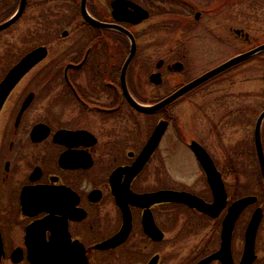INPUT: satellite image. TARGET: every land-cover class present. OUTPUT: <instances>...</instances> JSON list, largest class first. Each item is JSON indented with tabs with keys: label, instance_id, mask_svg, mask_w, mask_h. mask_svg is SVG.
I'll return each mask as SVG.
<instances>
[{
	"label": "flooded vegetation",
	"instance_id": "1",
	"mask_svg": "<svg viewBox=\"0 0 264 264\" xmlns=\"http://www.w3.org/2000/svg\"><path fill=\"white\" fill-rule=\"evenodd\" d=\"M20 1L0 0V23ZM83 4L91 19L108 25L89 21ZM159 5L25 0L20 15L0 27V264H176L174 244L181 239L204 244L182 264L206 258L203 264H241L256 206L242 232L241 216L252 204L237 215L227 237L224 221L235 199L228 172L199 139L187 143L191 180L177 187L174 172L175 104L218 74L153 111L129 99L153 105L217 65L192 74L172 49L160 53L153 41ZM142 9L147 15L139 21L122 19L141 16ZM126 31L135 47L129 60L133 40ZM236 34L249 39L243 30ZM152 136L157 142L134 172ZM192 140L224 182L227 201L212 213L160 199V192L184 190L213 201ZM259 227L250 264H264Z\"/></svg>",
	"mask_w": 264,
	"mask_h": 264
},
{
	"label": "rangeland",
	"instance_id": "2",
	"mask_svg": "<svg viewBox=\"0 0 264 264\" xmlns=\"http://www.w3.org/2000/svg\"><path fill=\"white\" fill-rule=\"evenodd\" d=\"M159 1V6H163L156 9L153 18L157 22L153 41L161 47L160 53L172 49L192 74L264 41V0ZM196 10L201 11L197 20L193 15ZM234 28H243L249 39L236 34ZM262 58L244 61L219 74L195 94L178 101L174 108L176 186H185L194 175L187 143L192 137L203 141L227 170L232 198L246 194L258 196L257 202L241 216V232L253 208L264 206V186L253 144L255 121L264 109ZM258 240L260 261L264 263V219ZM203 245L177 240L176 264H182L187 253L198 251ZM161 247L168 252L165 244Z\"/></svg>",
	"mask_w": 264,
	"mask_h": 264
},
{
	"label": "water",
	"instance_id": "3",
	"mask_svg": "<svg viewBox=\"0 0 264 264\" xmlns=\"http://www.w3.org/2000/svg\"><path fill=\"white\" fill-rule=\"evenodd\" d=\"M24 5H25V0H21L19 3V7L16 10V12L10 18H8L4 22L0 23V27L6 26L9 23L13 22L22 12ZM83 11H84L85 17L89 21H91L93 23L100 24V25H108V24L100 23L98 21L91 19L86 13V10L84 8V4H83ZM140 13H141V16L136 17L135 15H132V17H125L122 19L137 22V21H139L140 18L145 17L147 15V12L143 9L141 10ZM198 16H199V11H197L195 13V18ZM234 31L236 33H238L239 31H242V30L239 28H235ZM126 32L129 34V36H131V38L133 40L131 33L128 31H126ZM247 35L248 34L245 33V36H247ZM134 48L135 47H134V40H133V46L131 48V53L128 57V60L132 57V55L134 53ZM262 50H264V42L254 46L253 48H250L246 51L240 52V53L224 60L223 62L219 63L218 65L208 69L207 71L203 72L202 74L195 77L191 81L183 84L181 87L176 89L173 93H171L169 96L159 100L158 102L154 103L153 105H149V106L148 105H141L137 101L132 99L131 97H129V99L138 109H142L144 111H153L157 108L163 107L164 105H166L167 103H169L173 99H176L180 94L191 89L195 85L209 79L210 77H212V76L222 72L223 70H225V69L249 58L250 56H252V55H254V54H256ZM128 60L126 61L125 65H124V70H125L126 65L128 63ZM123 84H124V89L127 91L126 84L124 81H123ZM263 121H264V109L258 114V116L256 118L255 125H254V132H253L255 153H256L257 162H258V166H259V170H260V174H261V178H262L263 186H264V149H263V143H262V137H261ZM156 142H157V138L152 136L144 148L143 159H141L139 162H137L135 164V167H133L134 172H136L138 169L141 168L146 157L148 156V153L153 149ZM190 148L196 154L197 158L201 162V164H202V166H203V168L207 174L208 182H209V184L212 188V191H213V201L211 203H207V202L203 201L202 199H199L195 195H193L187 191H184V190H171V191H167V192H160V199H174L176 201L190 203L192 205L198 206L202 210H205V211H208L209 213H212L214 211V209L221 207L227 201L226 200L227 195H226L225 187L223 184V180L221 178V173L216 169L210 155L208 154V152L205 150V148L202 145H200L197 141L192 140L190 142ZM153 195H154V199H158V193H154ZM256 201H257V196L254 194H249V195L241 196L232 202V204L230 205V207L228 209L229 211H228V214H227L225 221H224L225 222V234L227 235V237L230 235L232 224H233L234 220L236 219L237 215L247 205L254 203ZM261 217H262V209H261V207H257L254 210V212L252 213V216L249 220V223H248V226H247V229L245 232V237H246L245 238V249H244V256H243V260H242L241 264H250L253 257H254L255 237H256L257 228H258L259 223L261 221ZM226 242L228 243V239H226ZM208 259L209 258L203 259L198 264H203Z\"/></svg>",
	"mask_w": 264,
	"mask_h": 264
},
{
	"label": "trees",
	"instance_id": "4",
	"mask_svg": "<svg viewBox=\"0 0 264 264\" xmlns=\"http://www.w3.org/2000/svg\"><path fill=\"white\" fill-rule=\"evenodd\" d=\"M258 43H260V42H258ZM262 55H264V50H262V51H260V52H258V53H256V54H254L253 56H251L250 58H248L247 60L249 61V60H251V59H255V58H262ZM246 60V61H247ZM261 60H264V58H262ZM241 63H243V62H240V63H238L237 65H235V66H233V67H236V66H238V65H240ZM230 69V68H229ZM229 69H227V70H229ZM227 70H225V71H227ZM224 71V72H225ZM263 135H264V124H263Z\"/></svg>",
	"mask_w": 264,
	"mask_h": 264
}]
</instances>
